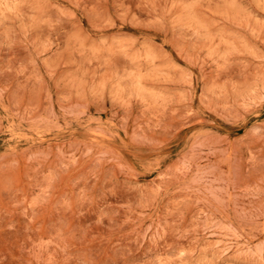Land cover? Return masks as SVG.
Returning a JSON list of instances; mask_svg holds the SVG:
<instances>
[{"label": "rangeland", "instance_id": "374dc122", "mask_svg": "<svg viewBox=\"0 0 264 264\" xmlns=\"http://www.w3.org/2000/svg\"><path fill=\"white\" fill-rule=\"evenodd\" d=\"M0 264H264V0H0Z\"/></svg>", "mask_w": 264, "mask_h": 264}]
</instances>
